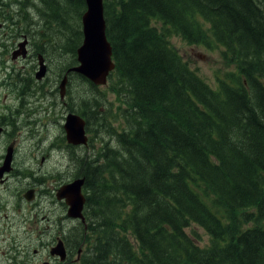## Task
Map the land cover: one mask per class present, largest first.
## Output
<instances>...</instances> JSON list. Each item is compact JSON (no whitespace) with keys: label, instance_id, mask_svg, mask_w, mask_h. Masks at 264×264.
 I'll return each mask as SVG.
<instances>
[{"label":"trees","instance_id":"obj_1","mask_svg":"<svg viewBox=\"0 0 264 264\" xmlns=\"http://www.w3.org/2000/svg\"><path fill=\"white\" fill-rule=\"evenodd\" d=\"M20 4L28 18L37 9L36 50L60 47L63 75L77 63L86 1L0 0ZM17 12H0L13 30ZM104 14L115 61L106 89L70 78L76 111L103 139L82 171L78 264H264V0H104ZM174 35L221 45L234 69L212 86Z\"/></svg>","mask_w":264,"mask_h":264},{"label":"flooded vegetation","instance_id":"obj_2","mask_svg":"<svg viewBox=\"0 0 264 264\" xmlns=\"http://www.w3.org/2000/svg\"><path fill=\"white\" fill-rule=\"evenodd\" d=\"M10 25L3 24L0 29V68L5 70L7 76L0 87L9 91L0 100V140L4 143V146H0V168L4 165L8 149L13 147L11 168L0 176V215L16 213L18 218L10 222L7 220L1 226L0 242L9 246L13 239V249L19 257L4 261L6 258L0 256V264L3 261L5 264L61 263L60 257L51 251L47 258L49 260H43L44 257L40 259L41 252L36 248L32 254L26 253L37 245L45 248V244L53 246L60 242L68 250V264H75L77 260L72 258V252L76 247L77 229L81 230V225H86V222L69 216L68 202L66 198H59L58 192L61 187L83 178L82 193L85 194L86 178L81 169L89 160L88 153H85L89 146L69 143L64 127L66 115L77 113V95L73 93L70 79L74 72H68V69L78 63L71 65L62 75L55 67L60 59V47L43 54L30 47L31 43L36 42L35 31L13 30ZM21 43H25L22 48ZM24 47L27 49L26 55L21 53ZM17 51L20 52L14 58ZM41 57L47 65V72L44 77L38 78ZM9 60L14 63L9 64ZM66 74L68 83L62 97L60 83ZM45 113L51 119L58 117L60 130L49 135V140L44 143L46 137L32 147L23 146L22 140L29 141L39 131L42 133L43 128L49 132V123L43 119ZM101 133L104 134L101 131L98 134ZM95 138L102 139L96 135ZM36 162L37 166L34 167ZM29 191H32V200L26 197ZM21 227L25 228L23 234L13 232ZM68 258L62 262L66 263Z\"/></svg>","mask_w":264,"mask_h":264},{"label":"water","instance_id":"obj_3","mask_svg":"<svg viewBox=\"0 0 264 264\" xmlns=\"http://www.w3.org/2000/svg\"><path fill=\"white\" fill-rule=\"evenodd\" d=\"M86 10L82 15L83 41L77 49L78 64L69 68L68 72L78 73L89 78L95 85H106L110 73L115 69L113 59L112 44L106 33V20L104 16V0H85ZM22 45H25L23 43ZM15 53L14 57L18 55ZM21 53L26 55L27 50L22 49ZM47 65L43 57L40 58V68L37 71V77L42 78L46 75ZM68 83V74H66L60 83L61 96H65L66 85ZM86 119L79 114L71 113L67 117L65 130L68 142L79 145L86 144L88 140L86 132ZM13 147L8 149L4 165L0 168V176L5 171L10 170L12 161ZM84 179H77L63 187L58 192L59 198H66L69 205V216L82 218L84 220L83 209L86 197L82 193ZM32 191L26 194L28 199H32ZM53 255H57L64 260L66 251L62 244L57 245L51 250Z\"/></svg>","mask_w":264,"mask_h":264},{"label":"rangeland","instance_id":"obj_4","mask_svg":"<svg viewBox=\"0 0 264 264\" xmlns=\"http://www.w3.org/2000/svg\"><path fill=\"white\" fill-rule=\"evenodd\" d=\"M31 1V0H30ZM36 1V0H33ZM26 10V9H25ZM1 11H6L5 14H9V16L13 17V12L18 11L17 13H20V16H18L19 18H23V23H19V25H23L21 30L24 29H28V30H34V25L36 24V26L38 25V23H35L36 21L39 20V16H38V12L37 9L34 7H30V5H28L27 11L30 13V17H25L26 15V11H23L22 8V4H20V6L14 5L11 7V5L9 7H6L5 9H2L0 6V12ZM22 12V15H21ZM12 13V14H10ZM3 13H0V29L2 28L3 24H8L10 25L12 22L11 21H7L6 19H4V17H2ZM31 22V23H30ZM157 26L161 27V23H156ZM10 26H15V25H10ZM35 34V39L36 42L31 43L30 47H32L33 49H37L38 45H41V41H39V37H38V32L34 33ZM37 35V37H36ZM171 41L174 44V46L179 50V52L182 54V56L185 58L186 61H188L190 63V65L195 68L200 75L205 78L212 86H217V78L218 76L223 75L225 72H227V70L229 69H234V64L229 62L224 56H223V47L221 45H217L214 42L211 44V46H207L205 44H191L188 43L187 41H185L184 39H182L180 36L178 35H174L171 37ZM14 53V52H13ZM13 55V54H12ZM62 58V55L60 54V59ZM14 63L13 61L9 60V64ZM18 64V63H17ZM20 65V64H19ZM6 72L5 70L0 68V83L2 80L6 79ZM83 87H87L86 85H84ZM107 85L102 86L101 89H106ZM107 97L110 101L113 102L114 108H116L119 105H122V101L119 100V97L117 94H113L112 91H110L109 89H107ZM9 94V91L7 90V88L5 87H0V100L4 99V96ZM77 112V111H76ZM79 113V112H77ZM60 114H63L62 116H65L64 112H61ZM68 115V114H67ZM66 115V117H67ZM44 120H47L46 122L49 123L48 127H49V132H46L45 128H43V132L41 133L39 131V134H35L34 137L30 138V140H22L23 141V146H33L36 145V143L40 140L43 139L44 137H46L45 140H43V143L47 140H49V135L52 136L53 134L57 133L60 128H59V119L58 117H56L55 119H51V117L49 115H47V113H45V115L43 116ZM90 133V132H89ZM92 134V133H90ZM103 141V139L101 140H97L95 138V135H90V143H89V148L85 149V153L89 156L92 155L95 150L98 148V146L101 145V142ZM0 146H4V143L2 140H0ZM37 155L39 156V151L37 152ZM28 164V162L26 163V165ZM37 166V162L35 164L34 167ZM18 215L15 214H10L7 216L4 215H0V229L2 228L1 226L7 222V220L10 222L12 219H17ZM196 230L198 231V233L201 235V244H207L209 241V235L205 232L204 229L200 228L199 226L193 225L191 227L188 228V231L190 232L191 230ZM25 231L24 227H21L19 229H14L13 232H17L20 234H23ZM80 233V231H78V234ZM45 248H43L40 245L34 246L32 247L29 251H27L26 253L32 254L33 249H38L41 252L40 255V259L43 258V260H49L47 258H49L50 253L49 251H51L52 247L55 246H47L46 244L44 245ZM77 252V251H76ZM76 252H74V254L72 255V258L77 259V254ZM0 256H2V258H6L5 260L8 259H16L19 257L18 253L13 249V239L11 240V243L9 244V246L7 245V243H2L0 242ZM70 260V258H68L67 262ZM3 261V264H5ZM80 261H76L75 264H78ZM57 264H64L62 261L61 263H57Z\"/></svg>","mask_w":264,"mask_h":264},{"label":"bare ground","instance_id":"obj_5","mask_svg":"<svg viewBox=\"0 0 264 264\" xmlns=\"http://www.w3.org/2000/svg\"><path fill=\"white\" fill-rule=\"evenodd\" d=\"M104 16H105V14H104ZM106 20V19H105ZM41 45H44V42H41ZM20 47L22 48V43H21V45H20ZM25 48V47H24ZM27 50V49H26ZM15 52V51H14ZM18 52V51H17ZM20 52V51H19ZM23 54V53H22ZM14 55H15V53H14ZM14 58H16V57H14ZM35 92V91H34ZM39 93V92H38ZM46 93V92H45ZM44 94V93H43ZM71 113H75V112H71ZM76 114H79V113H76ZM79 115H81V114H79ZM68 116H70V114H68L67 115V117ZM89 134V133H88ZM88 136V140H87V143L85 144L86 146H89V143H90V135H87ZM80 164V163H79ZM82 167V166H81ZM83 168V167H82ZM83 171V169H81V172ZM78 174V173H77ZM85 174V173H84ZM76 175V174H75ZM86 180V179H85ZM86 202H87V197H86ZM86 202H85V205H84V209H83V215H84V220L82 219V218H77V219H81V220H83V221H87L86 219V215H85V206H86ZM214 206V205H213ZM71 217V216H70ZM72 218H75V217H72ZM81 229V228H80ZM78 231H81V230H79V229H77V240L79 239V237H80V235H81V233H79L78 234ZM83 231V230H82ZM82 236V235H81ZM70 241V240H69ZM71 242V241H70ZM60 244H62L63 246H64V248H65V251H66V257H65V259L64 260H61V261H65L67 258H68V250H67V248H66V246L64 245V243L63 242H60V243H57L55 246H53L52 247V249L54 248V247H56L57 245H60ZM75 247V246H74ZM51 249V250H52ZM83 251H84V249H83V246H81L78 250H77V261H81V258H82V254H83ZM74 252H76V250H74ZM74 252H72V253H74Z\"/></svg>","mask_w":264,"mask_h":264}]
</instances>
